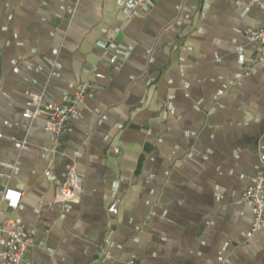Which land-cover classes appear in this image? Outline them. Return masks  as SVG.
Segmentation results:
<instances>
[{
	"label": "crops",
	"instance_id": "1",
	"mask_svg": "<svg viewBox=\"0 0 264 264\" xmlns=\"http://www.w3.org/2000/svg\"><path fill=\"white\" fill-rule=\"evenodd\" d=\"M263 24L264 0H0V221L36 229L27 264H264L242 200L264 151V63L246 30ZM82 84L53 153L44 116L25 112ZM48 166L84 174L80 203L45 206Z\"/></svg>",
	"mask_w": 264,
	"mask_h": 264
},
{
	"label": "built area",
	"instance_id": "2",
	"mask_svg": "<svg viewBox=\"0 0 264 264\" xmlns=\"http://www.w3.org/2000/svg\"><path fill=\"white\" fill-rule=\"evenodd\" d=\"M258 0H252L257 2ZM149 0H131L132 10H138L147 5ZM73 11V8L71 9ZM247 37L255 42L260 59L256 63H264V24L257 30H246ZM100 46L104 49L105 61L115 63L118 58V44L113 41H101ZM241 60L240 64L245 65ZM255 63V62H254ZM255 63V64H256ZM89 84H82L64 104H53L43 100L42 95H35L37 106L34 110L25 112V116L31 119L44 116L45 130L51 141L50 151L59 152L66 135L68 122L78 107L83 103L89 90ZM260 169L255 176L254 183L244 192L242 200L254 208L252 231L256 232L264 227V151L259 155ZM45 176L55 186L54 198L45 203V206L53 209L66 204H78L84 194V174L80 173L75 166H72L65 179H60L54 168L48 166ZM21 192L7 188L3 194V200L11 209L18 208ZM120 198H115L108 206V213L115 217L119 213ZM0 233L5 234L6 250L3 254L5 264H27L31 249L36 246L37 232L35 228L26 227L14 219L0 221ZM116 229L113 225L106 230L104 244L100 255H104L107 248L112 244ZM127 264H140L135 257H130Z\"/></svg>",
	"mask_w": 264,
	"mask_h": 264
}]
</instances>
